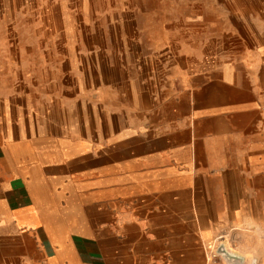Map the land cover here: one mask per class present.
<instances>
[{"label":"rangeland","instance_id":"rangeland-1","mask_svg":"<svg viewBox=\"0 0 264 264\" xmlns=\"http://www.w3.org/2000/svg\"><path fill=\"white\" fill-rule=\"evenodd\" d=\"M239 87L243 100L218 98ZM207 93L218 99L200 102ZM254 100L240 116L260 124L264 0H0V264H120L133 199L156 210L152 192L168 196L167 175L151 173L189 166L135 160L235 134L238 106ZM251 186L259 223L220 226L198 264L222 232L242 264H264V174Z\"/></svg>","mask_w":264,"mask_h":264},{"label":"crops","instance_id":"crops-1","mask_svg":"<svg viewBox=\"0 0 264 264\" xmlns=\"http://www.w3.org/2000/svg\"><path fill=\"white\" fill-rule=\"evenodd\" d=\"M246 91L253 98L262 99L261 93H257V90L249 88ZM214 98L222 100L236 98L240 101L245 95L243 88L239 87L236 93L219 94L218 98L214 94H204L200 102L209 103L214 101ZM257 103L260 102L254 100L238 106L239 122L233 126L236 133L225 135L223 138L205 135L201 139L202 150L190 153L180 148L135 160L134 164L138 166L152 168L158 158L171 162L176 160L183 162L187 159L189 166L168 167L151 173L167 175L168 179L163 181L166 182L168 196L152 192L149 198L157 200L159 208L156 210H150L149 207L154 203L147 202L146 197L141 200L133 199L135 202L132 206L137 208L135 215L126 212L125 219L124 216L122 218L121 245L124 249L121 257L124 258L120 264H198L194 255L198 249L203 252L202 244L208 242V238L214 236L220 226L239 224L238 226L252 227L259 223L257 201L255 193L252 192L255 189L251 185L257 183V175L264 174L263 162L256 165L257 159L264 158V120L261 122L263 124L250 120L245 122L240 116V112H256ZM174 136H168L167 143L175 144ZM158 142L157 140L145 142L143 147L152 148ZM217 143H221L222 147H215L214 144ZM133 148L136 147H130ZM191 159H200L198 162L200 166L192 167ZM224 159H231V165L224 163L222 161ZM228 175L235 176L231 188ZM215 181L219 182L215 185ZM159 188L155 185L154 190L158 191ZM228 188L235 190L233 197L228 195L218 200L213 193ZM143 210L149 213L145 214ZM233 240L234 237L231 235L228 243L236 248ZM239 240L246 249L255 245V239L246 233H241Z\"/></svg>","mask_w":264,"mask_h":264},{"label":"built area","instance_id":"built-area-1","mask_svg":"<svg viewBox=\"0 0 264 264\" xmlns=\"http://www.w3.org/2000/svg\"><path fill=\"white\" fill-rule=\"evenodd\" d=\"M231 235L222 232L217 235L206 251V264H242L243 257L240 256L228 243ZM253 264V262L251 263Z\"/></svg>","mask_w":264,"mask_h":264}]
</instances>
